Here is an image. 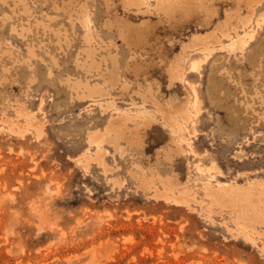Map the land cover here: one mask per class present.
<instances>
[{
    "label": "rangeland",
    "instance_id": "374dc122",
    "mask_svg": "<svg viewBox=\"0 0 264 264\" xmlns=\"http://www.w3.org/2000/svg\"><path fill=\"white\" fill-rule=\"evenodd\" d=\"M125 1L0 0V264H264V0Z\"/></svg>",
    "mask_w": 264,
    "mask_h": 264
},
{
    "label": "bare ground",
    "instance_id": "6f19581e",
    "mask_svg": "<svg viewBox=\"0 0 264 264\" xmlns=\"http://www.w3.org/2000/svg\"><path fill=\"white\" fill-rule=\"evenodd\" d=\"M256 1V0H255ZM125 3H127V4H133L134 3V5L136 4V5H138V6H140L141 5V3H144V1L143 0H129V2H127V1H125ZM164 3H165V5H163L160 1L158 2V8H162V9H164L165 11H166V13L167 14H172V13H174V12H176V11H178V10H180V11H182V12H186L187 13V11L189 12V9L191 10V4H192V1L191 0H186L183 4H182V6H180V5H178V4H176V3H172L170 0H164ZM194 4V3H193ZM254 4H255V2H254ZM254 4H252V2H251V4H250V12H254V10H255V5ZM193 8V7H192ZM194 10V9H193ZM196 10H197V8H196ZM195 10V11H196ZM185 13V14H186ZM195 13V12H194ZM184 14V13H183ZM182 14V15H183ZM184 14V15H185ZM189 14H191L190 12H189ZM188 15V14H187ZM86 17H84V18H86L85 19V21L87 22V21H89L90 22V18H89V16H88V14L87 15H85ZM186 16V15H185ZM184 17V16H183ZM189 17V16H188ZM262 17V16H261ZM118 18V17H117ZM124 19V18H123ZM123 19H122V21L121 22H124L123 21ZM116 20V19H115ZM110 21V20H109ZM128 21H129V19H128ZM108 23V22H107ZM109 23H111V22H109ZM118 23V22H117ZM119 24V23H118ZM123 24H125V25H127L125 22L123 23ZM121 26V25H120ZM24 27V26H23ZM126 27V26H125ZM125 27H123V28H125ZM135 27V26H134ZM128 29H130L131 31H133L134 29L132 28V27H130V25H129V27H127ZM127 28H125V29H127ZM228 27L226 28V30H225V34H227V35H229V33L227 32L228 31ZM123 31H124V29H123ZM135 32L137 31V30H134ZM224 31V30H223ZM138 32L139 31H137V33L136 34H138ZM127 33H129V30H127ZM140 33V32H139ZM134 34V33H133ZM141 34V33H140ZM140 34H138V35H140ZM250 34V33H249ZM128 35H130V33L129 34H127V36ZM214 35V34H213ZM132 36V35H131ZM136 37V36H135ZM218 35H217V37L214 35V36H205L202 40H199L200 42L199 43H201L202 42V44L204 43L205 44V47L203 48V49H209V48H211V47H209L210 45V43L211 42H216L217 43V41H219L220 40V38L221 37H219V39H218ZM251 37H253V33H251L250 35H248L247 36V38L246 37H244V38H238L237 39V42H235V43H233V44H235V45H237L238 46V44H240V43H247L248 41H249V38H251ZM137 38V37H136ZM140 38H142V37H140ZM130 39V38H129ZM134 39V38H133ZM132 39V40H133ZM60 40V39H59ZM131 40V41H132ZM135 41V40H134ZM243 44H241V45H243ZM232 47V46H231ZM213 48V47H212ZM235 48V47H234ZM236 50V49H235ZM94 56V55H93ZM87 61V60H86ZM92 61V60H91ZM92 62H94V61H92ZM112 62H113V60H112ZM115 62H117V61H115ZM199 63H200V61H193L192 62V69H197V67L198 66H200L199 65ZM89 64V63H88ZM94 64V63H93ZM90 65V64H89ZM96 65V64H95ZM94 65V66H95ZM91 66H93L92 64H91ZM91 66H90V68H91ZM97 67V66H96ZM135 67V66H134ZM94 68V67H93ZM109 68V67H108ZM111 68V67H110ZM114 69V68H113ZM137 69V68H136ZM110 70V69H109ZM117 70H118V68H117ZM133 70V69H132ZM107 71H108V69H107ZM112 71H114V70H112ZM177 71V70H176ZM181 71V70H180ZM111 72V71H110ZM113 73V75H114V72H112ZM115 75H117L116 73H115ZM115 75H114V77H115ZM119 75V74H118ZM174 75V74H173ZM178 75V74H177ZM176 75V76H177ZM112 78H113V76H111ZM110 77V78H111ZM119 77V76H118ZM118 77H117V79H118ZM172 77H174V76H172ZM115 82V81H114ZM81 83V82H80ZM84 89V88H83ZM196 92V91H195ZM93 94V93H92ZM88 95H91V93L90 94H88ZM83 97V96H82ZM196 98H197V96H196ZM195 98V99H196ZM197 103V102H196ZM194 104V103H193ZM195 105V104H194ZM195 107V106H194ZM183 111L182 112H184V114H185V118H189L190 117V109L188 108V107H184L183 109H182ZM182 114V113H181ZM191 114H193L192 112H191ZM183 117H184V115H183ZM128 118H130V116H129V113L128 112H126V113H123L122 115H119L117 118H116V120H114L113 122L111 121V124H109L110 126L108 127L109 128V131H113V130H115V127L116 126H123V125H126V120L128 119ZM168 119V118H167ZM187 120V119H186ZM117 129V128H116ZM119 130H120V128H119ZM121 131V130H120ZM122 133V132H121ZM120 135V134H119ZM96 140V139H95ZM97 144V143H96ZM99 147V146H98ZM180 152V151H179ZM145 180V179H144ZM261 186V188H260V190H259V192H260V194H254L253 193V191H252V193L250 194V195H246L245 194V196H243V191H236V193H237V195H235L233 192H230L229 193V191H231L230 190V186H224V187H222V190H219V189H217V190H215V194H221V192H226V193H224V195H222L221 197L224 199V196L227 194V198H229L232 202L231 203H233V205L232 206H234L233 207V210H234V208H235V210H237L238 211V213H239V215H244L245 213H247V212H244L245 211V208L246 207H249V205L250 204H252V205H255L256 206V209H258L259 208V206H260V203H261V201H262V199H261V196L260 195H264V183L263 184H261L260 185ZM238 188V187H237ZM216 189V188H215ZM212 191V189H211V186L210 185H207V187H206V193L207 194H210L211 195V193H213V191ZM214 194V195H215ZM248 194V193H247ZM219 197V196H218ZM218 199V198H217ZM228 199V200H229ZM186 201V200H185ZM184 201V202H185ZM224 202H226L225 200H224ZM230 202V201H229ZM228 202V203H229ZM231 206V207H232ZM238 216V215H237ZM258 216L259 217H262V215H257V213L256 212H254V211H250L249 212V214L247 215V217L248 218H250L251 220H254V221H256L257 219H259L258 218ZM239 217V216H238ZM247 219V218H246ZM239 223V222H238Z\"/></svg>",
    "mask_w": 264,
    "mask_h": 264
}]
</instances>
